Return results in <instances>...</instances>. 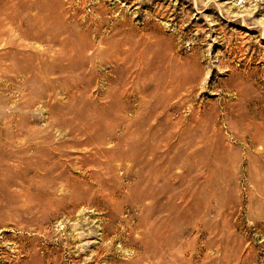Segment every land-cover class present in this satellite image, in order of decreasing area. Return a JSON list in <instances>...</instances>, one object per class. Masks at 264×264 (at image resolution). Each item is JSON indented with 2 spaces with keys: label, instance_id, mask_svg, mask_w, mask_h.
<instances>
[{
  "label": "rangeland",
  "instance_id": "1",
  "mask_svg": "<svg viewBox=\"0 0 264 264\" xmlns=\"http://www.w3.org/2000/svg\"><path fill=\"white\" fill-rule=\"evenodd\" d=\"M0 54V264H264V0H0Z\"/></svg>",
  "mask_w": 264,
  "mask_h": 264
},
{
  "label": "bare ground",
  "instance_id": "2",
  "mask_svg": "<svg viewBox=\"0 0 264 264\" xmlns=\"http://www.w3.org/2000/svg\"><path fill=\"white\" fill-rule=\"evenodd\" d=\"M36 32H38V31H36ZM27 35H28V34H27ZM82 42H83V41H82ZM84 42H85V41H84ZM63 43H64V42H63ZM66 43H67V42H66ZM86 44L88 45L89 43H86ZM81 46H82V45H81ZM79 47H80V46H79ZM0 55H1V54H0ZM5 56H6V55H5ZM5 56H4V57H5ZM129 56H131V55H129ZM129 56H128V57H129ZM137 56H138V55H137ZM140 56H141V55H140ZM0 57H2V56H0ZM6 57H7V56H6ZM11 57H12V55H11ZM132 57H133V56H132ZM138 58H140V57H138ZM140 59H141V58H140ZM158 59H159V58H158ZM128 60L131 61L130 58H128ZM132 62H133V61H131V63H132ZM144 63H145V62H144ZM142 64H143V63H142ZM146 64H147V63H146ZM173 67H174V66H173ZM145 69H146V68H145ZM138 71H139V70H138ZM140 71H141V70H140ZM140 71H139V72H140ZM142 72H143V73H140V76H141L142 74L144 75V71H143V70H142ZM150 72H151V70H150ZM150 74H151V73H150ZM152 74H153V73H152ZM135 75H136V74H135ZM147 75H148V74H147ZM145 76H146V74H145ZM150 76H151V75H150ZM152 76H153V75H152ZM135 77H136V76H135ZM142 77H143V76H142ZM147 78H148V77H147ZM35 151H36V150H35ZM102 151L105 152L104 150H102ZM106 152H107V154L109 153L108 150H106ZM36 154L38 155V153H36ZM23 155H24V154H23ZM39 155H40V154H39ZM28 156H30V155H28ZM105 156H107V155H105ZM24 157H25V156H23V158H24ZM26 157H27V156H26ZM29 158H30V157H29ZM21 159H22V158H21ZM24 159H25V158H24ZM36 159H38V158H36ZM32 160H33V159H32ZM39 160H40V159H39ZM39 160H38V161H39ZM36 161H37V160H36ZM27 164H28V162H27ZM25 166H26V165H25ZM38 166H39V165H38ZM31 167H32V166L30 165V168H31ZM26 168H27V167H26ZM36 169H37V167H36ZM27 170H28V169H27ZM38 170H39V169H38ZM38 170H37V171H38ZM25 171H26V170H25ZM37 171H36V172H37ZM29 172H30V171H29ZM33 172H34V171H33ZM38 172H39V171H38ZM68 173H69V171H68ZM72 173H73V172H72ZM24 174H25V173H24ZM33 174H34V173H33ZM42 174H43V173H42ZM35 175H36V174H35ZM55 175H56V174H55ZM72 176H73V175H72ZM74 176H75V175H74ZM78 176H79V175H78ZM78 176H77V177H78ZM42 177H43V176H42ZM56 177H57V176H56ZM75 177H76V176H75ZM40 178H41V177H40ZM51 178H52V177H51ZM66 178H67V177H66ZM78 178H80V177H78ZM44 179H45V178H44ZM73 179H74V178H73ZM82 180H83V179H82ZM82 180H81V181H82ZM40 181H41V180H40ZM40 181H38V183H40ZM70 181H71V180H70ZM74 181H75V180H74ZM77 181H78V180H77ZM82 182H83V181H82ZM85 182H86V181H85ZM45 183H46V182H45ZM71 184H72V183H71ZM80 185H81V184H80ZM88 185H89V184H88ZM63 186H64V185H63ZM90 186H91V185H90ZM69 187H70V186H69ZM76 187H77V186H75V187L73 188L74 193H73V198H72V200H71V201H73V203H75V204H76L77 201H78L77 198H78V195H79V194H78V193H79V189L76 188ZM89 188H90V187H89ZM70 191H71V190H70ZM84 191H85V190H84ZM88 191H89V189H88ZM150 191H151V190H150ZM150 191H149V193H150ZM81 192H83V191H81ZM84 193H85V192H84ZM86 193H87V192H86ZM153 193H154V192H153ZM82 194H83V193H82ZM87 194H88V193H87ZM138 194H139V193H138ZM145 194H146V193H145ZM145 194H144V195H145ZM154 194H155V193H154ZM30 196H31V195H30ZM82 196H83V195H82ZM88 196H89V195H88ZM149 196H150V195H149ZM86 197H87V196H86ZM138 197H139V196H138ZM31 198H32V197H31ZM80 198H81V197H80ZM145 198H146V197H145ZM33 199H34V198H33ZM87 199H88V198H87ZM140 199H141V198H140ZM99 200H100V199H99ZM99 200H98V201H99ZM94 201L96 202V199L93 200V202H94ZM68 202H69V201H68ZM85 202H86V200H85ZM80 203H81V202H80ZM77 204H78V203H77ZM77 206H78V205H77ZM145 219H146V218H145ZM168 221H169V220H168ZM167 224H168V223H167ZM168 225H169V224H168ZM170 227H171V226H170ZM157 235H158V234L154 235L155 238H156ZM150 239H152V238H150ZM147 241H148V240H147ZM148 242H149V241H148Z\"/></svg>",
  "mask_w": 264,
  "mask_h": 264
}]
</instances>
